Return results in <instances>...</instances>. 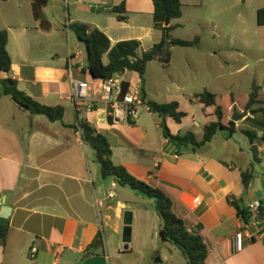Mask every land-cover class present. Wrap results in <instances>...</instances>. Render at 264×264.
Masks as SVG:
<instances>
[{
	"label": "crops",
	"instance_id": "1",
	"mask_svg": "<svg viewBox=\"0 0 264 264\" xmlns=\"http://www.w3.org/2000/svg\"><path fill=\"white\" fill-rule=\"evenodd\" d=\"M180 1L183 16L175 23L181 27L172 37L193 40L183 31L195 28L199 21L188 16L187 7L206 9V21L215 26L204 32L212 41L208 50L203 36L196 48L175 47L168 80L163 76L148 80V70L143 80L129 71L123 78L142 85L146 102H178L186 117L180 123L167 118L170 132H193L201 141L204 127L216 116L215 108L201 104L197 95L204 91L235 95L239 75L246 76L244 96L250 95L254 84L264 89V42L258 45L253 70L247 72L248 65L238 66V26L225 30L218 23L225 13L234 19L232 2ZM63 5L72 8L65 17ZM123 5L125 9L113 12ZM76 22L98 29L112 46L138 41L141 52L162 39V32L154 28L152 0H0V30L8 32L12 61L11 71L0 73V79L16 81L20 91L41 105L64 108L63 122H50L0 92V224L9 229L6 242L0 238V264H188L177 247L161 240L154 202L101 176L93 150L74 128L81 120L107 137L116 165L162 190L189 229L201 228L209 249L207 264H264V222L259 212L250 210L251 204L264 199V178L254 174L248 190L244 189L242 173L251 171L248 154L222 134L218 149L213 147L217 136L198 152L179 155L164 136L161 118L145 109L132 123L96 124L103 103L90 110L78 107L71 96L70 72L79 80L95 81L86 72V48L69 28ZM77 51L83 54L80 60L73 57ZM103 62L108 64L107 55ZM242 113L236 101L229 119ZM248 117L236 122L237 131L247 147L258 148L264 169L262 132L250 125ZM4 206L11 212L2 224ZM237 207L251 215L248 223ZM126 212L132 213L133 224L128 244L123 242ZM239 232L244 233L240 249L235 239ZM99 235L102 244L91 248Z\"/></svg>",
	"mask_w": 264,
	"mask_h": 264
},
{
	"label": "trees",
	"instance_id": "2",
	"mask_svg": "<svg viewBox=\"0 0 264 264\" xmlns=\"http://www.w3.org/2000/svg\"><path fill=\"white\" fill-rule=\"evenodd\" d=\"M152 2L154 5V28L162 32V39L148 51L141 52V45L135 40L119 42L112 46L109 38L98 29H92L89 25L78 22L70 25V30L86 48L88 57L86 72H89L95 80H106L114 74L124 75L126 71L138 73L143 80L151 62L158 61L165 67H169L175 47L196 48L200 45L199 37H195L193 40H180L172 37V32L181 27L180 24L175 23L183 16L180 0H152ZM122 8L124 5L121 8H114L113 12L119 13ZM118 18L121 21L125 20L124 17ZM257 23L264 27V8L257 12ZM8 41V32L0 30V73L11 71L12 61L7 49ZM105 55L108 56V64L103 62ZM259 90L260 87L254 85L252 93L240 100L234 94L218 96L209 91L197 95L196 98L201 104L215 108L216 116V121L204 127V136L201 141L197 140L193 132L180 135H173L170 132L166 124L167 118H173L175 122L180 123L186 117V113L179 111L178 102L164 104L146 102L143 89L142 98L149 111L161 118L164 136L177 148V154L182 155L198 152L202 147L212 142L217 133H222L226 139L232 140V135L237 131V127L236 123L229 119V114L236 101L244 112L247 111L251 115L246 120L254 129L262 132L261 140L264 141V107L252 109L255 104L259 103ZM0 92L20 100L33 115L44 116L50 122H63L64 108L62 106L41 105L20 91L16 81L12 79H0ZM132 122L133 120L130 121V123ZM74 128L80 131L83 142L93 150L95 163L99 166L103 178H112L119 186L129 188L154 202L155 210L161 220L159 231L161 240L177 247L188 264H207L209 249L200 232L201 228L189 229L185 222L173 212V202L162 190L137 179L124 166L116 165L113 162V152L107 137L97 128L85 120L79 121L78 126ZM251 149L254 150L256 159L261 163L258 148L251 146ZM250 167L251 171L242 173L245 190H248L255 174L251 163ZM237 209L242 219L248 223L251 215L240 207ZM259 213L260 221L264 222L262 207ZM8 232V226L0 224V238L4 243L7 240ZM98 244H102L101 235L95 239L91 248Z\"/></svg>",
	"mask_w": 264,
	"mask_h": 264
},
{
	"label": "rangeland",
	"instance_id": "3",
	"mask_svg": "<svg viewBox=\"0 0 264 264\" xmlns=\"http://www.w3.org/2000/svg\"><path fill=\"white\" fill-rule=\"evenodd\" d=\"M223 1H224V4L227 1L232 2L234 19H232L231 17H228L225 13L223 16H220L218 18V23L225 30H229L232 27V25L234 27L238 26L239 37H240L239 39L240 51H239V56H238V59H239L238 66L241 67L243 65H248L249 67H248L247 72H251L254 68L253 64L257 60L256 52H257L258 45H263V42H264V27L259 26L257 23V12L260 8H264V0H223ZM5 7H8V6H5ZM50 8L52 7L50 6ZM50 11L51 9H49V12ZM206 11H207L206 9L200 10L198 7L197 8L187 7L186 12L188 16L190 18H195V22L197 20L199 21V24H197L195 28H188L187 30L183 31V36H186L187 38H190V39H194L195 34H198L197 36L199 38L203 36V38H205L203 41V47H205L208 50L212 41L210 40V38H207L204 35V32L214 30L215 26L214 24H210L209 21H206V18L208 16ZM62 12L64 13V17H65V14L67 16L68 12L72 13V8L68 7L67 5H63ZM59 13H60V10H59ZM236 14H239L238 20H236ZM65 23H66V20L64 18L63 24L65 25ZM71 35H74V34L72 33ZM204 57L205 56H203V58ZM206 59L216 60V58H210V57ZM178 60H182V57H178ZM147 70H148V75H147L148 80H152L153 78H156L158 76H163L166 80L169 79L168 67H165L162 63L158 61L151 62L148 65ZM239 77H240L239 78L240 80L239 81L237 80L234 85V92H235V95L240 100L244 97V94L248 92L247 91L248 88L247 86L245 87V85L243 84L244 78L246 76L239 75ZM254 85H257V84H254ZM257 86L260 87L259 95H258L259 103L255 104L252 107V109H259L261 107H264V89L262 86H259V85ZM252 91H253V87H252ZM250 116L251 115L249 114V117ZM241 121L242 120H239L237 121V123H240ZM242 127H243L242 124H240V128ZM220 135H222V133H217V135L215 136V137L218 136V138H216V141L213 144L214 148L216 147L218 149L221 143H223V140ZM261 142L263 143L262 153L264 155V152H263L264 151V141L261 140ZM131 227L133 231V224ZM132 234H131V240L133 236Z\"/></svg>",
	"mask_w": 264,
	"mask_h": 264
},
{
	"label": "built area",
	"instance_id": "4",
	"mask_svg": "<svg viewBox=\"0 0 264 264\" xmlns=\"http://www.w3.org/2000/svg\"><path fill=\"white\" fill-rule=\"evenodd\" d=\"M73 57L76 60H80L83 54L81 51H77ZM69 76L71 96L78 107L86 106L90 110H96V104L99 102L103 103L104 108L99 109L102 117L96 120V124H101L102 122L111 126L128 124L131 120H134L139 110H149L142 98V85L140 83L130 84L121 74H114L109 79L95 80L93 82L79 80L73 76L72 72H70ZM96 81L98 85L95 84ZM195 201L199 203L200 199L197 198ZM261 207L262 203L256 201L250 205V210L259 212ZM257 224L255 221L253 223L254 227ZM243 237V232L236 234L235 239L238 249L242 247ZM36 251L33 248L31 253L34 254Z\"/></svg>",
	"mask_w": 264,
	"mask_h": 264
},
{
	"label": "water",
	"instance_id": "5",
	"mask_svg": "<svg viewBox=\"0 0 264 264\" xmlns=\"http://www.w3.org/2000/svg\"><path fill=\"white\" fill-rule=\"evenodd\" d=\"M93 80H95V79L93 78ZM13 101L17 105H19L20 107L29 110V108L26 105H24L17 98H13ZM248 114L249 113L247 111H245L241 115H238L237 117H233L232 121L237 122V121L243 119L244 117H247ZM232 140L239 145V147H240V149L242 151H244L245 153L248 154L249 160H250L251 164L253 165V169L255 171V174L262 175L263 178H264V169L261 167L260 162L256 159L254 150L246 146L245 139L242 136H240V134L236 131L232 135ZM262 208L264 209V199L262 201ZM10 212H11V209L9 207L4 206L2 208V212H1V223L2 224L7 223V219L9 218V213ZM124 225H125V227H124V230H123V242L125 244H128L131 241V225H132V213L131 212H126L125 213ZM127 248L128 247L126 245V249Z\"/></svg>",
	"mask_w": 264,
	"mask_h": 264
}]
</instances>
